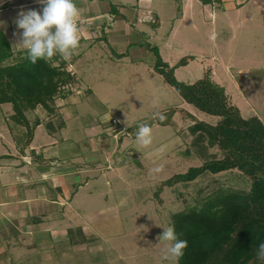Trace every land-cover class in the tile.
<instances>
[{
  "label": "rangeland",
  "instance_id": "obj_1",
  "mask_svg": "<svg viewBox=\"0 0 264 264\" xmlns=\"http://www.w3.org/2000/svg\"><path fill=\"white\" fill-rule=\"evenodd\" d=\"M147 4L149 8H143L137 19L133 8L131 17L128 10L123 12L130 28L125 39L116 43L108 37L80 42L72 57L89 44H96L75 65L83 78L81 84L71 86L79 92H71L79 97L55 101L51 122L57 125L62 117L66 124L59 138L73 144L72 153L81 154L89 175L100 177L94 182L100 196L93 203L99 212L88 224L89 231L95 234L91 238L97 252L91 255L89 264H172L162 259L166 242H160L157 236L171 226L174 213L218 191L250 188L249 179L231 170L206 172L194 181L164 186L158 191L161 182L170 176L200 165L204 157L222 155L215 148L206 149L204 141H195L188 131L193 121L186 113H175L166 126L156 124L159 119L154 118L155 112L176 107L208 123H214L216 118L186 103L154 72L156 54L147 44L156 46L161 59L169 64L186 55L195 56L175 70L177 80L194 82L210 68L211 77L224 86L241 115H256L264 123V0H221L219 4L148 0ZM112 8L108 0H94L89 5L97 16L93 19L108 24L111 21L103 15L111 13ZM28 9L39 11L42 5L37 0H0V21L4 22L0 28L14 50L23 49L18 44L13 46L18 43L14 33L19 31L14 20L19 11ZM80 19L79 16L78 22ZM115 19L116 23L124 22L122 17ZM89 88L92 92H88ZM45 114L40 107L26 112L31 121L39 116L46 122ZM146 121L153 123L152 144L143 147L135 140V133L136 125ZM38 134H46L44 125H40ZM103 150L115 152L110 160L113 171L96 166L97 160L106 165ZM158 166L162 169L159 173L150 172Z\"/></svg>",
  "mask_w": 264,
  "mask_h": 264
},
{
  "label": "trees",
  "instance_id": "obj_2",
  "mask_svg": "<svg viewBox=\"0 0 264 264\" xmlns=\"http://www.w3.org/2000/svg\"><path fill=\"white\" fill-rule=\"evenodd\" d=\"M200 1L221 3V0ZM109 5L113 7L112 13H117L115 5ZM147 48L156 54L154 72L186 103L216 118L214 123H208L176 107L163 112L166 119L156 120V124L166 126L175 113H186L193 121L188 131L196 137L195 141H204L206 149L215 148L222 155L220 158L204 157L200 165L170 176L161 182L158 191L164 186L194 181L206 172L237 170L250 181L248 191H218L171 216L177 238L188 242L178 264H264L257 257L258 246L264 243L263 121L256 115L243 117L239 108L230 102L225 88L212 79L209 68L194 82L177 80L175 70L185 66L194 56H183L170 65L161 59L156 46L147 44ZM74 83L75 77L59 55L33 64L26 50L12 48L11 41L0 28V105H11L13 113L6 123L17 131L14 135L17 144L21 142L23 147L27 146L33 129L40 124L39 118L29 122L26 112L40 107L47 116L54 115L56 99L67 98ZM142 123L153 124L140 122L136 128ZM46 126L50 128L51 122ZM19 127L23 128L21 134Z\"/></svg>",
  "mask_w": 264,
  "mask_h": 264
},
{
  "label": "crops",
  "instance_id": "obj_3",
  "mask_svg": "<svg viewBox=\"0 0 264 264\" xmlns=\"http://www.w3.org/2000/svg\"><path fill=\"white\" fill-rule=\"evenodd\" d=\"M133 1V4L121 1L117 4L108 0L117 10V13L110 10L111 13L103 15L111 21L108 24L93 19L97 16L89 5L94 0H75L81 9L78 22L81 25L80 42H97L108 37L116 43L125 39L130 28L125 23L128 18L123 12L128 10L131 17L133 12L130 9L133 8L134 19H137L145 10L143 8H149L148 0ZM116 16L122 17L124 22L116 23ZM95 44H89L70 60L62 59L66 69L75 77V85L77 82L81 84L83 78L75 65ZM71 90L79 92L74 87ZM88 92L92 89L89 88ZM76 95L73 92L61 100L69 101ZM9 105H0V264H89L91 255L97 252L96 242L92 241L95 234L89 231L88 224L99 212L93 203L100 196V192L94 189V182H98L100 177L89 175L90 169H87L81 154L72 153L73 144L64 137L59 138L58 134L66 129L60 113L62 119L57 125L51 122L53 115L45 114L46 122L40 120L33 129L30 143L24 147L21 142L17 144L14 139L17 131L6 123L13 113ZM57 110L59 112V108ZM28 121L32 122L31 119ZM47 122H51L50 128L46 126ZM40 125H44L46 130L42 136L38 134ZM22 129L19 127V134ZM111 141L116 143L114 139ZM99 148L103 149V145L99 144ZM103 151L107 157L106 165L97 160L96 166L113 171L110 160L115 152ZM95 258L96 255L93 261Z\"/></svg>",
  "mask_w": 264,
  "mask_h": 264
},
{
  "label": "clouds",
  "instance_id": "obj_4",
  "mask_svg": "<svg viewBox=\"0 0 264 264\" xmlns=\"http://www.w3.org/2000/svg\"><path fill=\"white\" fill-rule=\"evenodd\" d=\"M42 5L41 10L28 9L18 12L14 24L19 30L18 43L27 52V58L35 64L38 60H51L59 55L64 60H70L74 50L80 44V27L78 17L81 9L75 0H37ZM4 24L0 21V25ZM154 118L163 121L166 116L157 111ZM135 140L143 147L152 144V128L148 124H139L135 133ZM158 166L150 170L159 173ZM152 219L151 217H149ZM158 226V225H157ZM162 235L157 236L160 242H166L162 250V259L178 264L184 255L188 242L177 238L174 226L163 228ZM257 257L264 261V243L259 244Z\"/></svg>",
  "mask_w": 264,
  "mask_h": 264
}]
</instances>
